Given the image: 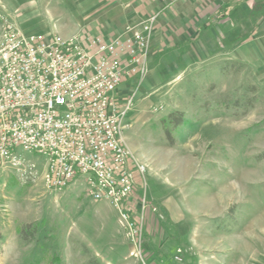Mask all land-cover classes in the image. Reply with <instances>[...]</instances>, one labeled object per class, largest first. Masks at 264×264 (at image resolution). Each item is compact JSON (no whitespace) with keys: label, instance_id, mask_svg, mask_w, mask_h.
<instances>
[{"label":"rangeland","instance_id":"374dc122","mask_svg":"<svg viewBox=\"0 0 264 264\" xmlns=\"http://www.w3.org/2000/svg\"><path fill=\"white\" fill-rule=\"evenodd\" d=\"M132 1L0 0V42L8 27L89 36L103 9L119 20ZM151 1H141L144 20L157 17ZM199 54L179 73L182 60L153 70L148 57L120 102H131L123 136L144 170L120 211L81 180L48 189L43 156L23 153L34 165L26 177L0 162V264H264V81L226 50ZM175 111L184 123L171 144L160 121ZM27 224L37 232L24 242Z\"/></svg>","mask_w":264,"mask_h":264},{"label":"built area","instance_id":"2783aa9c","mask_svg":"<svg viewBox=\"0 0 264 264\" xmlns=\"http://www.w3.org/2000/svg\"><path fill=\"white\" fill-rule=\"evenodd\" d=\"M155 20L109 40L8 27L0 42V162L26 177L34 165L23 153L43 156L48 189L81 180L88 197L120 211L144 170L123 136L131 102L115 93L147 73ZM121 218L133 227L127 213Z\"/></svg>","mask_w":264,"mask_h":264},{"label":"crops","instance_id":"0c3cea01","mask_svg":"<svg viewBox=\"0 0 264 264\" xmlns=\"http://www.w3.org/2000/svg\"><path fill=\"white\" fill-rule=\"evenodd\" d=\"M141 1L133 0L136 8L132 13L126 10L119 20L112 19L115 14L111 9H103L100 18L96 15L91 35L109 40L124 34L127 26L147 20ZM150 4L157 15L150 41V68L162 69L167 58H176L185 63L173 65L179 73L188 64L189 51L217 59L219 50H226L232 61L253 66L258 79L264 81V0H152ZM135 82V77L127 78L117 88L119 102Z\"/></svg>","mask_w":264,"mask_h":264},{"label":"trees","instance_id":"16d2710c","mask_svg":"<svg viewBox=\"0 0 264 264\" xmlns=\"http://www.w3.org/2000/svg\"><path fill=\"white\" fill-rule=\"evenodd\" d=\"M250 89L252 91L255 90L254 87H250ZM253 100L254 99H248L247 101L248 107L253 106ZM183 123H184L183 114L178 111L171 112L166 117L161 119L160 121L161 129L166 139L171 144L174 143L172 132L176 130L179 126H181ZM36 232H37V227L34 224H27V225H23L17 228V233L19 235V238L24 242L31 241L36 235Z\"/></svg>","mask_w":264,"mask_h":264}]
</instances>
